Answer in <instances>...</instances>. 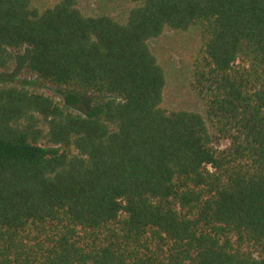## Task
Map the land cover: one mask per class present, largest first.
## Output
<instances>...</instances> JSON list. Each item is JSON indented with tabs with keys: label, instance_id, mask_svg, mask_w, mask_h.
Wrapping results in <instances>:
<instances>
[{
	"label": "trees",
	"instance_id": "obj_1",
	"mask_svg": "<svg viewBox=\"0 0 264 264\" xmlns=\"http://www.w3.org/2000/svg\"><path fill=\"white\" fill-rule=\"evenodd\" d=\"M0 0V264H264V0ZM195 36L201 110L150 41ZM86 95V111H77Z\"/></svg>",
	"mask_w": 264,
	"mask_h": 264
},
{
	"label": "rangeland",
	"instance_id": "obj_2",
	"mask_svg": "<svg viewBox=\"0 0 264 264\" xmlns=\"http://www.w3.org/2000/svg\"><path fill=\"white\" fill-rule=\"evenodd\" d=\"M46 3L48 0H38ZM81 8L87 13H93L100 8H106L113 16L119 17L129 8V3L122 0H80ZM150 46L162 64L167 75V85L164 94V105L169 109L201 110V103L192 89V65L198 50L195 36L166 29L164 33L150 41ZM11 81L16 84L40 88L59 96L58 89L42 85L38 79L28 78L20 71H10L0 74L1 81ZM94 96L86 95L77 111H86Z\"/></svg>",
	"mask_w": 264,
	"mask_h": 264
}]
</instances>
